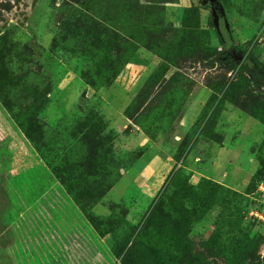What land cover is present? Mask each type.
<instances>
[{"label":"rangeland","instance_id":"rangeland-1","mask_svg":"<svg viewBox=\"0 0 264 264\" xmlns=\"http://www.w3.org/2000/svg\"><path fill=\"white\" fill-rule=\"evenodd\" d=\"M220 19L240 49L235 56L248 51L264 63V0H0V264H67L51 251L50 232L25 217L36 181L51 180L106 236L117 264H237L253 237L264 264V122L219 95L222 110L186 138L209 86L245 83L264 102V87L253 90L248 74L226 66ZM154 73L151 108L191 87L169 127L157 121L145 132L125 112ZM194 89L201 107L181 133L177 121ZM184 138L193 143L177 162ZM192 149L203 157L189 168ZM148 159L165 169L150 173L156 187H138ZM154 209L180 220L178 251L165 241L170 224L139 240ZM154 242L161 255L149 248Z\"/></svg>","mask_w":264,"mask_h":264},{"label":"trees","instance_id":"trees-1","mask_svg":"<svg viewBox=\"0 0 264 264\" xmlns=\"http://www.w3.org/2000/svg\"><path fill=\"white\" fill-rule=\"evenodd\" d=\"M217 29H218L221 41L222 43H224V46H225V50H224L225 54L223 53L224 54L223 56L225 57L224 61H226L225 62L226 66L230 68L231 70H237L238 72H243V73L248 74L250 77L249 87L250 85L254 87L253 90L264 87V63L257 60L248 51H243L241 55L236 57L234 53L236 52L238 54L240 49L236 45L233 44L231 36H230V32L228 31L222 19H220V21L218 22ZM232 51L234 52L232 53ZM157 74L158 73H154L151 75L149 80L146 82V85L134 96L129 107L126 109V112H125L126 116L133 119L136 122V124H138L145 132H147L148 126L150 124H153L157 121L169 127L172 124V122L175 120V118L179 115L182 109V106L184 104V101L186 99V95L190 93L191 84L188 87V84L184 83L177 89L172 90L168 92L166 95H164L160 103L156 107L151 108L150 107V102H151L150 95L152 92L149 89V86L153 85L156 87V83L158 82V80H156ZM0 76H2V73H0ZM111 78H114V76H112ZM170 78L173 82H176V83L182 82V79L180 77H170ZM88 83L90 84V86L96 87L94 82L90 81ZM186 85H187V89H182V87ZM244 85L241 86L237 82L230 81L228 82V84L223 83L220 88H214L213 86H209L210 89H212L213 93L211 94L204 109L202 110L198 121H196V123L193 124L190 131L186 135V138H189V136L190 138L192 137V135L195 133V130L198 129V125L201 123L202 119L204 118V116H206L207 113H210L209 116H214L215 114L217 115L222 110V107L220 106L221 97H225L227 101H230L233 104H236L241 109L246 110L253 116L260 119L262 122H264V102L257 99L254 93L248 90L244 92L243 91ZM100 86L101 84L98 85L97 88ZM219 95H221L220 98H218ZM240 95L247 96L249 98V103L245 104V103L239 102L237 97H239ZM4 106L7 107L5 104ZM142 109L145 111H148L147 115L139 117L137 112ZM147 118H149V120ZM145 121L146 122L149 121V122L145 123ZM20 128L25 134V136L29 139V141L33 144L32 139L29 136V134L21 126ZM201 131L202 130H198L197 135L200 134ZM206 135H208L209 138L215 140L216 135L211 134L210 132H208ZM186 138H184L183 142L180 144V146L177 149V151L182 150L181 154L177 158V162L182 160L187 155L191 147V144L193 143L192 141L194 137L191 140L192 143L189 145H187ZM183 145L187 147L186 151L184 149H181ZM34 147L36 148L35 145ZM65 189L68 192V194L72 197V199L77 203L76 199L71 194V192L68 190V188L65 187ZM168 224L171 225V232L169 236L168 234L166 235L165 241L173 245L175 251H178L179 248H181V243L183 239L182 235L180 234V227H181L180 220H178L177 218L168 219L166 217H162L157 212V209H154L149 214L148 219L140 232L139 240L140 239L145 240L146 236L150 235L151 232H149V227L155 228L158 230L162 228L165 231V228L167 227ZM250 242L252 244L250 247H244L239 252L240 255L238 257L237 264H260L259 256L257 255L256 250L254 251V247L256 248V244L259 242V238L253 237ZM155 244L156 243L154 242L153 246H149V248L152 251H154L156 255L157 254L161 255L162 250L155 247Z\"/></svg>","mask_w":264,"mask_h":264},{"label":"crops","instance_id":"crops-1","mask_svg":"<svg viewBox=\"0 0 264 264\" xmlns=\"http://www.w3.org/2000/svg\"><path fill=\"white\" fill-rule=\"evenodd\" d=\"M195 91L194 89L191 92L182 117L177 121L176 127L181 133L192 125L201 107L203 98L194 99ZM180 139L181 136L176 137L175 142L178 143ZM201 156L202 153L198 149H192L183 161L184 165L189 168L196 167L194 159H202L203 156ZM169 164L168 162L166 167ZM142 168L134 178V183L142 188H146L152 182L149 178L150 173L159 175L165 169L152 168L149 159ZM211 172H213L212 169ZM215 173L217 177L212 175L214 173H210L213 179L220 176L217 172ZM153 180L149 185L150 188L156 187L160 182L156 178ZM35 184L38 187L35 186L36 191L26 205L25 217L27 223L33 225L35 230L40 231L44 228L45 231L50 232L53 253L63 254L67 258V264H117L118 258L108 247L106 236L101 235L92 225L86 213L72 199L60 181H36ZM51 264L56 263L51 262Z\"/></svg>","mask_w":264,"mask_h":264}]
</instances>
